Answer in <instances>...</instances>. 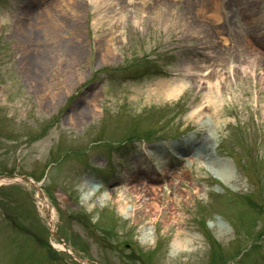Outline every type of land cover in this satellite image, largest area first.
<instances>
[{
	"label": "rangeland",
	"instance_id": "obj_1",
	"mask_svg": "<svg viewBox=\"0 0 264 264\" xmlns=\"http://www.w3.org/2000/svg\"><path fill=\"white\" fill-rule=\"evenodd\" d=\"M40 1L0 0V176H27L43 191L0 180V264H218L222 257L224 264H264V242L247 260L230 261L249 229L264 230V214L228 192L252 191L264 175V0H239L232 8L230 0H219V23L199 10L201 4L210 9L211 0L145 6L142 0H68L65 14L53 0L47 11L34 10ZM124 10L126 19L110 24ZM47 13L64 23L38 26ZM151 62L178 75L186 65H241L213 83L221 94L217 107L192 114L206 85L188 78L183 92L166 97L161 87L182 77H142ZM133 72L138 80L123 77ZM46 79L59 86L42 96ZM145 112L150 115L138 117ZM141 134L169 140L131 142L118 151L107 143ZM200 137L211 149L210 162L198 153L190 157ZM133 177L149 196L147 211L137 191L126 192ZM258 187L262 194L252 200L264 210V181ZM44 203L54 211L59 239ZM200 212L206 224L198 222Z\"/></svg>",
	"mask_w": 264,
	"mask_h": 264
},
{
	"label": "bare ground",
	"instance_id": "obj_2",
	"mask_svg": "<svg viewBox=\"0 0 264 264\" xmlns=\"http://www.w3.org/2000/svg\"><path fill=\"white\" fill-rule=\"evenodd\" d=\"M96 1L97 2H95V3H98V1L99 2H101V1H106L107 2L109 0H96ZM142 1H143V5L145 6V4H147L146 1L148 2L149 0H142ZM237 1H239V0H230L228 2V7L232 8L233 6L236 5ZM52 2L54 3L52 6H55L56 10L58 12H60L61 14H65L66 11L68 10V8H70L68 0H53ZM219 7H220L219 0H211L210 9L209 8L208 9L205 8V6L201 4L199 10H200V12L205 13L206 15L210 16L211 18H213L216 21V23L217 22L219 23L220 20H221ZM222 7H223V4L221 5V8ZM43 11H47V9L44 8L42 10V12ZM42 12L41 13L38 12V15H39V13H40V15L43 14ZM125 12H128V10H124L123 12H116L112 17H110V20H109L110 24H112L114 27H117V25L119 24L120 20H125L126 19ZM142 14H144L143 11H142ZM58 15L59 14L54 15V14L47 13L46 16H43L42 18L41 17L39 18L40 19V24L38 26L45 27L47 25L48 21H54V22L58 21V22L64 23L63 21H61L63 19H61ZM98 19H96V20H98ZM94 24H96V23H94ZM220 36L222 37L223 42H227L228 39H226V37L223 36V33H220ZM112 41H113L112 37H109L106 40H104V45L106 46L107 50H109L111 48L110 44H111ZM70 46L74 47L71 43H70ZM246 46H248V45H246ZM40 48H41V46H40ZM40 48L38 49V52L42 51V49L40 50ZM75 48H77V47L75 46ZM246 49L241 48V51L247 53L248 51ZM38 52H36V53H38ZM239 53H240V51H239ZM240 55H242V54H240ZM210 64H212V62ZM240 65L241 64H239V65L229 64L228 67H225L223 70H222V68H219L222 65H219V67L217 69L213 68L212 65H207L206 67H204L202 69H197L195 67L193 68V67H189V66L186 65V67L182 70L184 72L183 76H185L186 78L179 79V80H173L171 82H166V84H164L161 87L162 93L164 95H166V97L176 96L177 94L181 93L184 89H186L189 86L190 80L188 82L187 81L188 78L193 80L192 83L196 84V87H199L200 84L203 83L204 85H206V87H205L206 90L204 89L205 90L204 102L202 103V105H200L197 109L193 110V112H192V114H198V113L203 114L205 108H207V107H209L211 109L216 108L217 104L219 102V98L221 96L220 93L215 92L212 89V84L220 82L221 78L223 76L227 75V74L224 73V71L227 72V73L231 72V71L235 70L236 68H238ZM25 67H26V65L23 64L22 68L27 70ZM208 72H210V73H208ZM53 85L59 86L56 83L52 84L50 82V79H46L45 83H43L42 88H41V90L44 91L42 96H45V95L49 94L51 92V90H52ZM202 90H203V88H202ZM68 91H69V89H68ZM59 96L60 95H55L54 94V97H59ZM56 100L57 99L55 98V100H54L55 104H56ZM92 104L94 106H97V103H95L94 101L92 102ZM69 121L71 123H75V118L74 117H70ZM212 135L207 134V136H212ZM208 147H209L208 143L207 142H203V144L199 147V150L197 151L198 156H200L203 159L202 161L207 160L208 162H210L211 160H213L212 158H210L209 154L211 152V149H208ZM207 155H209L208 158H205ZM138 182H139L138 179H136L134 177L130 178L129 180H127V183H128L127 186L129 187V191L130 192L135 193L137 191L138 195H140V201H141L140 204H139L140 205V209L144 208V210L147 211V209L150 207V204H151V203L148 202V199H146L149 196L147 194H145V192H143V191L141 192L139 190ZM149 200H151V198H149ZM126 203H127L126 199L120 198L119 209H120L121 213L128 215L129 207H127ZM44 205H45L46 208H48L49 219H50L51 225L53 226L54 222H55L54 211L52 210L50 205H48L47 203H44ZM60 247H62V246H60Z\"/></svg>",
	"mask_w": 264,
	"mask_h": 264
}]
</instances>
